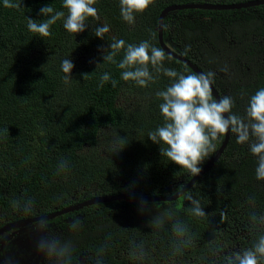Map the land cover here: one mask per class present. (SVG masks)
<instances>
[{"label":"trees","instance_id":"trees-1","mask_svg":"<svg viewBox=\"0 0 264 264\" xmlns=\"http://www.w3.org/2000/svg\"><path fill=\"white\" fill-rule=\"evenodd\" d=\"M244 1L249 0H153L128 24L121 18L119 0H96L98 18H89L83 33L69 35L61 20L51 26L49 37L40 38L28 31L27 18L46 19L39 10L48 4L64 10L62 0H11L20 5L12 9L0 0V226L25 216L20 212L48 214L100 195L169 196L181 189L193 175L161 157L159 146L148 139V133L164 123L157 93L166 90L170 78L153 72L154 81L141 88L121 79L118 64L124 50L114 62L103 63L102 54L119 39L126 45L147 40L160 48L158 16L169 5ZM254 20L258 23L252 33L264 34V5L180 10L163 21L165 43L204 73H214L212 84L221 98L232 97V112L239 115H244L249 98L264 87V66L244 61L259 45L231 27L244 23L243 28L249 29ZM103 25L109 26V32L101 40L93 32ZM236 49L237 54L227 56ZM66 58L74 63L72 80L67 83L61 71ZM164 67L185 75L194 73L167 55ZM105 72L117 81L116 87L111 80L99 87ZM222 137L213 142L214 149L200 167ZM256 167L248 145L238 144L231 132L210 170L175 200L102 203L48 221L66 231L58 264H77L80 253H86L91 264H145L141 251L146 245L148 261L157 250L158 257L159 253L170 257L162 264H200L196 254L201 264H225V258L212 253L215 248H226L221 234L224 226L235 221L246 229L248 235L240 238L246 249L264 235V181L255 178ZM94 187L99 191L90 190ZM79 190H89L88 195H74ZM188 197L199 201L203 217L191 213ZM148 207L151 220L146 228L141 222ZM116 215L124 225H110ZM74 222L76 227H72ZM178 227L184 229L183 235L177 234ZM75 237L80 242L74 244ZM109 239L112 249L105 245ZM130 239L136 240L135 252L128 251L124 257L119 246L132 244ZM224 251V257L230 256Z\"/></svg>","mask_w":264,"mask_h":264},{"label":"clouds","instance_id":"clouds-1","mask_svg":"<svg viewBox=\"0 0 264 264\" xmlns=\"http://www.w3.org/2000/svg\"><path fill=\"white\" fill-rule=\"evenodd\" d=\"M152 2L153 0H119L121 18L126 23L133 24L136 15L143 14ZM95 4L96 0H62L64 10H55L51 4L44 5L39 14L46 19L27 18V29L37 37L47 38L51 35V26L62 20L65 31L75 37L86 30L89 18H98ZM3 6L8 9L20 7L11 0H3ZM107 32L109 26L103 25L95 28L93 34L104 40ZM121 50H124V54L118 67L122 70L123 81L134 82L144 88L154 81L153 72L163 73L171 80L166 90L157 93L162 100L159 110L164 123L148 133V139L159 146L161 157L196 177L201 172L200 165L205 157L214 149L213 142L231 131L236 136V142L247 144L250 153L256 157L255 178L264 181V87L249 98L244 115L234 114L232 97L225 96L219 100L213 97L211 85L214 73L185 75L175 69L165 68L164 50L147 40L138 45H126L123 39L114 40L102 54L103 63L114 62ZM186 52L187 49L185 54ZM73 68L74 63L70 58L62 60L61 71L66 83L72 80ZM87 76L84 75L83 78ZM110 80L112 86L116 87L117 81L109 73H103L99 87L102 88ZM188 199L192 203L191 213L196 217H203L205 212L199 201L191 197ZM72 227H76L75 222ZM34 230L45 232L46 224H38L34 226ZM176 231L178 235L184 233L183 228L178 227ZM35 247L39 254L45 256L63 252L56 241L43 237L37 239ZM225 264H264V235L251 248L226 256Z\"/></svg>","mask_w":264,"mask_h":264},{"label":"rangeland","instance_id":"rangeland-1","mask_svg":"<svg viewBox=\"0 0 264 264\" xmlns=\"http://www.w3.org/2000/svg\"><path fill=\"white\" fill-rule=\"evenodd\" d=\"M252 26V28L246 29L243 28L242 24H238L235 25L234 27H231L232 31L235 32L237 35H241V34H246L249 35V42L251 41V43L253 44L254 41L257 42V49L255 50V53L253 55H247L245 57L246 60L244 59H239V60H244L247 61L249 64L253 63L255 66H259L260 64H263L261 66H264V34H260V31L257 30L256 33H252L253 29H256L258 20H254L252 22H250ZM237 26V27H236ZM245 27V25H244ZM258 37L260 38V40L258 41ZM233 45V44H232ZM103 46H101L102 48ZM239 49L233 50L231 51L227 56L229 55H233V54H237L238 50L241 51L242 49V45L239 44ZM244 50V49H243ZM242 50V51H243ZM231 57V56H230ZM237 61V59H236ZM235 61V62H236ZM220 71H222V68H220ZM227 93V92H226ZM91 191H95L98 192L99 189L97 187L94 188H90ZM89 191V190H86ZM85 190H79L77 192L74 193V195H82V196H86L88 195V192H86ZM72 198V197H71ZM75 198V197H73ZM114 209H118V206L114 207ZM150 207L146 208V212H144V220H142V227H148L150 224ZM154 212V211H153ZM152 212V213H153ZM151 213V214H152ZM27 213L25 212H20L19 215H25ZM114 223L110 224L113 226H120V225H124L125 223H123V219L119 216L116 215L113 219ZM237 222V220H236ZM66 223L71 224V219H67ZM232 223V222H231ZM230 223V224H231ZM40 225H45L46 224V231L45 232H37L34 230V226L38 225V224H33V225H29V226H22L19 228H16L14 230H11L9 233L5 234L4 236H2L0 238V259L3 260L5 262V264H58L60 263V255L59 254H52V255H42L39 254L36 250V241L38 238L43 237L46 240H54L58 243V246L62 249L63 247V242L66 240V237L64 235H66V231H61V228L55 224V223H39ZM228 224L227 226H224L221 230V234L223 236V245L224 247H226L225 249H220L217 250L216 248L212 251L213 256L215 257H219V258H225L224 257V250H227V252H229L230 255H232L233 253L236 252H241L242 250H245L246 248L242 247L240 245V238L241 237H246L248 234L246 233V229L242 228L239 224L232 223L231 225ZM117 231V230H116ZM76 242L75 240L73 241L74 244H76L77 242H80L81 239L76 238ZM112 239V238H111ZM129 241L132 242L131 243H127L124 244L122 246H119V249L121 250V255L126 257L129 256L128 251H133V253L135 252V246L137 243H135V239H130ZM105 245H107L108 248L112 249L111 243H110V239L109 240H105ZM62 244V245H61ZM66 244V243H65ZM192 244V242L190 244H188V246H190ZM116 246V243H115ZM118 247V245H117ZM122 247V248H120ZM143 251H141V255L144 256V258L146 259V263L145 264H162V262L164 260H168L170 259L168 254H160L159 253V257L157 255V250H155V252L151 253L150 256V260L151 262L148 261L146 254L148 253V246L146 245L145 247H143ZM153 248H155V246H153ZM153 249L151 248V251ZM185 255H187V252L185 253ZM182 257L184 258V255L180 256V259H182ZM88 255L86 253H80L78 258H77V264H91L92 261L88 260ZM134 258H136V256L134 255ZM196 259H198L200 261L201 264V256L199 257V254H196V256L194 257ZM154 261V262H153ZM66 264V263H64Z\"/></svg>","mask_w":264,"mask_h":264},{"label":"water","instance_id":"water-1","mask_svg":"<svg viewBox=\"0 0 264 264\" xmlns=\"http://www.w3.org/2000/svg\"><path fill=\"white\" fill-rule=\"evenodd\" d=\"M259 5H264V0H249L239 3H231V4H211V3H183V4H173L165 7L158 16L157 21V39L161 49L164 50L165 54L173 59L180 61L189 67L194 73L200 74L204 73L196 64H194L189 59L177 53L172 47L168 46L163 38V21L167 17V15L175 13L180 10L187 9H198V10H239L246 9L250 7H256ZM213 97L217 100L221 98L219 93L217 92L214 85H211ZM231 131L223 134L221 142L218 148L214 151V153L208 158V160L201 166V172L198 176H192L189 181L176 193L169 196H144L137 194H127V193H116V194H105L97 197H92L90 199L83 200L81 202L75 203L73 205H69L62 209L50 212L48 214H42L35 217L25 218L16 220L13 222H8L0 227V236L4 233H7L21 225H32L33 223L38 222H46L49 220H53L62 215L77 211L79 209L89 207L92 205L102 204V203H111V202H119V201H140V202H160V201H172L179 198L183 193L189 190L193 184L207 171L210 170L212 165L218 160L221 153L225 149L228 140L230 138Z\"/></svg>","mask_w":264,"mask_h":264},{"label":"flooded vegetation","instance_id":"flooded-vegetation-1","mask_svg":"<svg viewBox=\"0 0 264 264\" xmlns=\"http://www.w3.org/2000/svg\"><path fill=\"white\" fill-rule=\"evenodd\" d=\"M75 204V203H74ZM73 205V204H72ZM35 216H38V215H34V216H29V213L28 214H25V216H21L20 218H18V219H15V220H12V221H6V222H4V224H6V223H8V222H13V221H16V220H20V219H25V218H30V217H35ZM63 216V215H62ZM49 221H51V220H49ZM39 223H51V222H48V221H46V222H38V223H33V224H39ZM52 223H54V222H52ZM3 224V225H4ZM32 224V225H33ZM3 225H1V226H3ZM0 226V227H1ZM22 226H29L28 224L27 225H21V226H19V227H22ZM19 227H17V228H19ZM16 229V228H15ZM61 231H64L63 229H61ZM10 232V231H9ZM9 232H7V233H9ZM7 233H4V234H2L1 236H0V238L2 237V236H4L5 234H7ZM0 264H5V262L3 261V260H1L0 259Z\"/></svg>","mask_w":264,"mask_h":264}]
</instances>
